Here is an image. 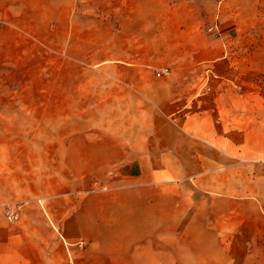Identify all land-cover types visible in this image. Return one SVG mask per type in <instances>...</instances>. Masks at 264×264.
Wrapping results in <instances>:
<instances>
[{
    "label": "crops",
    "instance_id": "1",
    "mask_svg": "<svg viewBox=\"0 0 264 264\" xmlns=\"http://www.w3.org/2000/svg\"><path fill=\"white\" fill-rule=\"evenodd\" d=\"M172 42L101 49L119 77L75 94L85 120L53 141L0 126V264H264L255 65L201 30Z\"/></svg>",
    "mask_w": 264,
    "mask_h": 264
},
{
    "label": "rangeland",
    "instance_id": "2",
    "mask_svg": "<svg viewBox=\"0 0 264 264\" xmlns=\"http://www.w3.org/2000/svg\"><path fill=\"white\" fill-rule=\"evenodd\" d=\"M187 30L239 49L234 61H253L254 92L264 93V0H0V126L53 141L85 120L75 94L119 77L103 72L101 49H171Z\"/></svg>",
    "mask_w": 264,
    "mask_h": 264
},
{
    "label": "built area",
    "instance_id": "3",
    "mask_svg": "<svg viewBox=\"0 0 264 264\" xmlns=\"http://www.w3.org/2000/svg\"><path fill=\"white\" fill-rule=\"evenodd\" d=\"M169 73V68L164 67L157 72V75ZM4 216L7 221L15 222L19 219V206L7 204L4 206Z\"/></svg>",
    "mask_w": 264,
    "mask_h": 264
}]
</instances>
